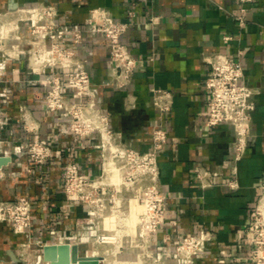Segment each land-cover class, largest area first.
Here are the masks:
<instances>
[{"label": "crops", "instance_id": "obj_1", "mask_svg": "<svg viewBox=\"0 0 264 264\" xmlns=\"http://www.w3.org/2000/svg\"><path fill=\"white\" fill-rule=\"evenodd\" d=\"M34 1L55 4L61 22L82 24L99 6L115 18L129 21L122 39L140 61L127 86L115 88L104 82L110 69L103 35L89 33L90 40L80 44L78 50L86 59L112 124L132 146L145 150L151 145L148 123L157 115V108L152 103L150 87L159 85L174 94L173 109L165 121L170 143L159 154L160 180L167 195L166 219L153 235V244L167 250L171 263L176 244L205 227L215 231L216 246L193 264H245L252 245L245 226L264 180V0L250 4L245 25L235 17L240 0H0V15ZM20 34V39L9 38L7 42L27 47L30 33L24 23ZM226 34L232 37L225 39ZM239 49L243 50L240 59L246 79L259 91L254 94L250 143L243 157L234 160L232 126L222 123L210 128L206 124L209 92L205 79L210 67L207 57L219 51L236 56ZM0 70V85L12 89L7 103L0 96V108L5 110L2 116L8 118L0 126V152L11 155L3 165L0 197L26 195L33 207V225L28 233H18L10 221L0 220V264H48L39 252L41 244L58 240L53 229L77 231L91 221L85 204L64 192L62 174L70 154L76 155L87 171L101 172L103 151L97 145L100 137L91 134L82 145L76 135L63 130L66 125L57 119V111L46 107L47 86L33 79L37 74L31 73L26 53L12 57L0 49ZM131 99L140 105L128 109L125 102ZM25 107L38 133L26 128ZM34 135L46 137L53 144L46 163L34 162L25 150L13 151V143ZM196 165L217 172L211 177V185L202 186L197 181ZM231 177L238 179V186L228 185ZM137 207L141 209L140 204ZM124 248L134 247L126 240ZM80 249L90 252L84 243Z\"/></svg>", "mask_w": 264, "mask_h": 264}, {"label": "built area", "instance_id": "obj_2", "mask_svg": "<svg viewBox=\"0 0 264 264\" xmlns=\"http://www.w3.org/2000/svg\"><path fill=\"white\" fill-rule=\"evenodd\" d=\"M240 1L241 7L235 17L240 25H245L250 4L254 0ZM92 10L93 14L82 24L59 21L58 7L43 1L16 5L0 15V49L6 56L27 54L28 67L31 73L37 74L33 79L47 86L46 107L49 111H57V119L66 125L63 130L76 135L82 145L91 134L97 133L100 137L97 145L103 151L101 172L94 174L87 171L76 155L70 154L62 174L64 192L85 204L91 221L77 231L53 229V233L58 236V240L53 243H79L80 248L84 243L90 249L85 254H90L96 252L98 245H113L120 251L127 240L142 252L148 251L146 254L159 264H193L216 246V233L212 229L201 227L199 231L184 236L172 251L171 263L167 259V250L155 246L152 241L153 235L166 219L164 203L167 195L160 180L159 154L170 143L165 121L166 114L173 109L174 94L159 85L150 87L157 115L149 119L152 141L148 149H139L124 141L122 131L112 124L109 111L104 109L97 95L86 59L78 46L90 40L89 33H98L106 38L110 73L104 82L115 88H123L132 81L140 57L133 54L122 39L129 27L128 20L115 18L101 6ZM130 13L133 14V10ZM13 19L16 27L9 30L7 27ZM22 23L30 33L26 37L27 47L19 42H7L9 38H21ZM224 37L230 39L232 36L226 34ZM242 53V49L238 50L236 56L219 51L206 58L210 64L205 79L209 92L206 124L210 128L222 123L232 126L234 160L243 157L250 143L251 122L256 106L254 94L259 91L246 79L240 59ZM153 57L152 54L150 58ZM6 58H3L5 62ZM2 74L3 70H0V82L3 80ZM11 91L10 86L0 85L2 102L11 100ZM125 104L128 109L140 105L135 99L127 100ZM4 113L5 110L0 108L1 127L8 121L6 116H2ZM24 121L27 129L38 133L37 126L27 115L26 107ZM105 133L109 136L107 143ZM12 147L16 153L25 150L39 164L46 163L54 149L48 138L37 135L13 143ZM5 154L10 155L0 152V155ZM109 157L115 162L119 179L104 177L105 163ZM216 173L204 165H196L194 169V177L202 186L211 185V177ZM3 174L2 165L0 178ZM227 183L236 187L238 179L231 177ZM137 204L141 205V209ZM32 210V201L26 195L15 199L0 197V220L10 221L18 233H28L32 228ZM111 219L113 221L109 223ZM245 233L252 243L245 264H264V180L250 211ZM45 244H41L40 258L43 257Z\"/></svg>", "mask_w": 264, "mask_h": 264}, {"label": "water", "instance_id": "obj_3", "mask_svg": "<svg viewBox=\"0 0 264 264\" xmlns=\"http://www.w3.org/2000/svg\"><path fill=\"white\" fill-rule=\"evenodd\" d=\"M10 155H0V166L8 163ZM43 258L51 264H101L103 255L81 253L79 243H47L42 249Z\"/></svg>", "mask_w": 264, "mask_h": 264}, {"label": "rangeland", "instance_id": "obj_4", "mask_svg": "<svg viewBox=\"0 0 264 264\" xmlns=\"http://www.w3.org/2000/svg\"><path fill=\"white\" fill-rule=\"evenodd\" d=\"M132 248L133 249H125L124 247H121L119 251V249L114 248L113 245L97 246V250L99 251V253H101V255H103V261L101 262V264H120L117 263V260H123L124 262L121 264H159L153 261L151 256L146 254L148 251L144 253L140 248H137L135 246H132Z\"/></svg>", "mask_w": 264, "mask_h": 264}, {"label": "bare ground", "instance_id": "obj_5", "mask_svg": "<svg viewBox=\"0 0 264 264\" xmlns=\"http://www.w3.org/2000/svg\"><path fill=\"white\" fill-rule=\"evenodd\" d=\"M13 5H15V4H13ZM15 27H16V21H14V19H13V20L10 21V23H9L7 28L9 30H11V29H13ZM104 136H105V140H106V143H107L108 140H109V136H108L107 133H105ZM104 177L105 178L114 177L116 179H119V175H118V172H117V168H116L115 162L111 159V157L107 158V160H106V163H105V176ZM112 221H113V219L109 220V223H111ZM95 251H96L95 252L96 254L99 253V251L97 249ZM123 262H124L123 260H119V261L117 260V263L121 264ZM47 263L51 264L49 261H47Z\"/></svg>", "mask_w": 264, "mask_h": 264}]
</instances>
